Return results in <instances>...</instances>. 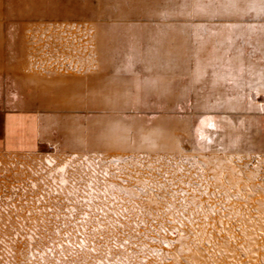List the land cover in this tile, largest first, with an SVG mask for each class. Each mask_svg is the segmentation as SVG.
Instances as JSON below:
<instances>
[{
    "label": "rangeland",
    "instance_id": "1",
    "mask_svg": "<svg viewBox=\"0 0 264 264\" xmlns=\"http://www.w3.org/2000/svg\"><path fill=\"white\" fill-rule=\"evenodd\" d=\"M0 19V210L37 200L26 185L39 167L69 177L77 160L150 154L155 122L170 121L180 144L205 157L238 127L242 142L264 145V0H0ZM98 34V49L81 42ZM36 57V72L14 69ZM9 214L1 218L20 217ZM21 246L17 256L1 243L0 264H55L63 254Z\"/></svg>",
    "mask_w": 264,
    "mask_h": 264
},
{
    "label": "bare ground",
    "instance_id": "2",
    "mask_svg": "<svg viewBox=\"0 0 264 264\" xmlns=\"http://www.w3.org/2000/svg\"><path fill=\"white\" fill-rule=\"evenodd\" d=\"M80 37L87 47H101L102 34ZM37 59L20 60L14 69L36 72ZM169 124L152 125L161 129V138L152 144L148 155L137 148L107 157L106 162H111L103 165L77 160L70 164L69 177H55L58 166L56 170L53 166L35 167L39 176L29 179L26 187L37 200L5 201V209L0 210V245L18 246L14 248L17 256L26 251L21 246L24 240L34 248L43 245L49 252L63 253L53 257L55 264H264L262 141L248 138L242 142L238 127L205 157L181 145L177 130L167 128ZM141 137L150 138L151 133ZM47 163L53 165L52 158ZM5 212L20 217L1 218Z\"/></svg>",
    "mask_w": 264,
    "mask_h": 264
},
{
    "label": "crops",
    "instance_id": "3",
    "mask_svg": "<svg viewBox=\"0 0 264 264\" xmlns=\"http://www.w3.org/2000/svg\"><path fill=\"white\" fill-rule=\"evenodd\" d=\"M0 22H3V19H0Z\"/></svg>",
    "mask_w": 264,
    "mask_h": 264
}]
</instances>
